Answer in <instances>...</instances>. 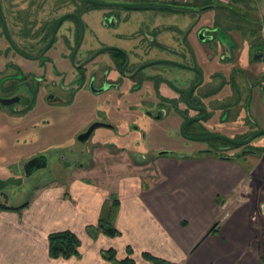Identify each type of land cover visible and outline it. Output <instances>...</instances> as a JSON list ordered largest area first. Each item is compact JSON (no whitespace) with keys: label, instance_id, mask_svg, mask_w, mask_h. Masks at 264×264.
<instances>
[{"label":"flooded vegetation","instance_id":"obj_1","mask_svg":"<svg viewBox=\"0 0 264 264\" xmlns=\"http://www.w3.org/2000/svg\"><path fill=\"white\" fill-rule=\"evenodd\" d=\"M116 2L0 0V114L28 119L37 109L71 108L84 95L95 99L94 113L72 144L87 148L97 138L102 146L130 151L138 164L149 163L145 152L135 150L134 133L122 132L140 133L144 141L149 129L170 123L184 138L206 146L196 155L157 152L155 158L245 156L242 163L254 182L251 219H259L264 240V18L238 11L233 1ZM121 5L168 7L151 8L167 13L141 31L129 28L133 23L121 12L145 9ZM96 122L105 126L78 138ZM98 129L113 130L134 145L111 144L109 135H95ZM69 153L80 154L73 148ZM43 160L49 157L29 159L28 172H37Z\"/></svg>","mask_w":264,"mask_h":264},{"label":"crops","instance_id":"obj_2","mask_svg":"<svg viewBox=\"0 0 264 264\" xmlns=\"http://www.w3.org/2000/svg\"><path fill=\"white\" fill-rule=\"evenodd\" d=\"M160 157L156 169L148 163L145 180L125 173L117 180L113 238L98 229L110 191L84 178L37 189L20 213L1 210L0 264H113L101 255L109 249L117 260L130 249L134 264H152L144 253L175 264H263V237L251 219L254 182L243 163ZM62 231L78 238V256L50 257L48 236Z\"/></svg>","mask_w":264,"mask_h":264},{"label":"rangeland","instance_id":"obj_3","mask_svg":"<svg viewBox=\"0 0 264 264\" xmlns=\"http://www.w3.org/2000/svg\"><path fill=\"white\" fill-rule=\"evenodd\" d=\"M103 1L119 3L116 0ZM236 3L238 11L258 14L264 18V0H239ZM166 13V9L123 10L121 17L127 14L133 23L132 26L128 23L129 28L133 27L142 31L153 28L152 20ZM97 24L94 28L99 31L100 26L98 27ZM94 102V98L82 95L78 98L77 104L71 108H53L52 112L37 109L28 119L21 115L14 117L8 112L0 114V203L20 206L30 201L37 189L49 184L66 185L70 182V177L84 178L89 183L110 191V196H116L112 191L116 189L117 180L124 173L141 176L145 180L148 163L141 161V165L138 166V161L132 160L130 151L102 146L96 142L97 138L87 148L71 143L77 132L84 127L87 119L92 118ZM102 133L109 135L108 141L111 144L127 143L128 147L134 145L133 140L128 143V139H121V134H116L113 130L98 129L95 135ZM122 133L124 137H130L134 133L132 139L137 137L134 146L138 147L135 150L145 152L144 155L149 159L148 161L154 162L153 169H156L154 154L157 152L196 155L199 154V149L206 146L204 142L184 138L180 130L174 129L170 123H165L162 128L149 129V134L144 141L139 139L140 133L135 131L130 132L129 135H126L125 131ZM69 148H73L80 154L76 156L74 154L75 158H73ZM37 154H46L49 157L47 166L26 176L24 165ZM61 155L65 158L64 160L59 159ZM205 157L213 156L205 155ZM242 157L245 158V156ZM242 157L238 159L239 162H244ZM166 158H176V156L172 154L160 157L161 160ZM263 167L264 164L260 168ZM259 172L260 169L254 174L257 175ZM234 196H236L235 192L230 198ZM257 222V226L260 225L259 219ZM258 232L257 235H259ZM257 242L262 245L261 256L264 264V240L260 243L259 237Z\"/></svg>","mask_w":264,"mask_h":264},{"label":"trees","instance_id":"obj_4","mask_svg":"<svg viewBox=\"0 0 264 264\" xmlns=\"http://www.w3.org/2000/svg\"><path fill=\"white\" fill-rule=\"evenodd\" d=\"M238 1L239 0H233V2H238ZM28 205H29V201H26L25 203L17 207L7 206L5 203L4 204L0 203V211L7 210V211H14L20 213L22 210L27 208ZM118 205L119 203L116 196H110V201L104 204L98 221V229L104 235L111 238L119 235L118 230L113 225V222L117 214ZM218 224L219 222H217L214 228L212 229L211 232L213 234H217ZM48 243H49V255L53 259H58V258L68 259L73 256H78V248L80 246V242L76 237V235L70 231L51 233L48 236ZM127 254L128 256L124 260H117L116 253L112 249L103 251L101 253L102 257L105 260L110 261L113 264H134L133 259H131L132 252L130 249H128ZM143 257L146 260L150 261L152 264H175L153 257L147 253H144Z\"/></svg>","mask_w":264,"mask_h":264},{"label":"water","instance_id":"obj_5","mask_svg":"<svg viewBox=\"0 0 264 264\" xmlns=\"http://www.w3.org/2000/svg\"><path fill=\"white\" fill-rule=\"evenodd\" d=\"M115 5H119V4H115ZM121 6H124V7H127V8H132V9H148V8H166V7H168V6H165V5H157V6H146V5H121ZM59 22H60V21H59ZM59 22H58V24H59ZM58 24H57V26H58ZM57 26H56V29H55V33H56V30H57ZM54 36H55V34H54ZM54 36L51 38V40H50L48 46L52 43V41H53V39H54ZM2 103H3V105H10L12 102H10V101H8V100H2ZM101 126H105V124H102V123H99V122L93 123L92 125H90V126L87 128L86 131L80 133L79 136H78V138H80V139H88V138H90L92 132H93L96 128L101 127ZM255 136H256V135H254V136H252V137H255ZM252 137H251V138H252ZM166 153H168V152H166V151H162V152H159L158 155H163V154H166ZM37 160H39V159H37ZM30 162H32V161H29L28 163H26V164L24 165V170H25L26 176H29V175L32 174V172H30V173L28 172V165H30ZM41 163H43L42 166H38V167H42V168H43V167H46V166H47V162H46V161L43 160Z\"/></svg>","mask_w":264,"mask_h":264},{"label":"built area","instance_id":"obj_6","mask_svg":"<svg viewBox=\"0 0 264 264\" xmlns=\"http://www.w3.org/2000/svg\"><path fill=\"white\" fill-rule=\"evenodd\" d=\"M118 1H139V0H118ZM158 4H188L194 0H142ZM219 3H228L231 0H212Z\"/></svg>","mask_w":264,"mask_h":264}]
</instances>
